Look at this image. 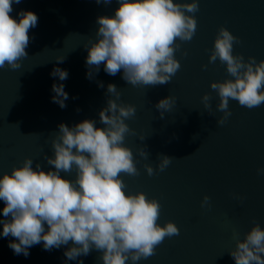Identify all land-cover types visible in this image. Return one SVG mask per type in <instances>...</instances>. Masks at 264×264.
<instances>
[{
  "label": "water",
  "instance_id": "1",
  "mask_svg": "<svg viewBox=\"0 0 264 264\" xmlns=\"http://www.w3.org/2000/svg\"><path fill=\"white\" fill-rule=\"evenodd\" d=\"M198 3L194 37L177 41L180 49L175 57L180 69L168 84L154 87H133L122 78V71L111 76L103 65L98 73L91 70L92 78L87 76L84 45L95 39L97 17L112 16L118 0L108 5L96 0H21L13 3L10 13L18 20L21 10H31L38 22L29 30L28 57L21 68L0 69V175L20 166L25 157L33 159V167L39 162L47 171L44 156L53 154L51 139L61 122L71 127L93 119L103 127L99 111L111 95L106 93L107 85L115 84L121 92L120 102L137 109L135 117L126 121L134 134H127L124 143L133 152L139 175L121 173L125 191H143L157 199L161 205L157 223L163 226L173 221L180 230L179 235L165 237L153 256L136 264H235L229 250L236 246L237 236L243 239L254 223L264 228V174L257 172L264 168V104L250 110L230 100L232 115L218 125L222 113L216 109L219 97L210 82L232 77L219 59L209 63L221 26L239 37L240 42L233 44L234 55L242 54L245 60L254 56L257 62L264 59V0ZM63 57V62L57 61ZM54 67L65 69L68 78L53 77ZM54 83H62L68 93L64 108L52 100ZM206 92L211 111L202 102ZM170 94L176 103L161 119L155 104ZM145 146L147 159L138 151ZM159 154L176 158L163 172L156 167ZM148 163L155 170L152 176L144 167ZM61 175L74 179L75 170ZM205 195L210 203L202 206ZM3 207L0 201V219ZM2 228L0 224V232ZM12 239L0 235V264H65L67 246L45 251L41 243L25 257L8 247ZM99 255L93 250L80 259L83 264H101ZM126 264H132L131 260Z\"/></svg>",
  "mask_w": 264,
  "mask_h": 264
},
{
  "label": "clouds",
  "instance_id": "2",
  "mask_svg": "<svg viewBox=\"0 0 264 264\" xmlns=\"http://www.w3.org/2000/svg\"><path fill=\"white\" fill-rule=\"evenodd\" d=\"M21 0H0V69L17 71L28 57L29 30L36 27L37 15L31 10H21L19 19L13 18V3ZM105 5L112 0H96ZM198 0H118L112 16H99L95 39H89L87 76L91 70L98 73L101 65L105 73L122 78L133 87L168 84L181 65L175 57L180 42L191 41L197 29L195 13ZM239 37L221 26L214 39L209 63L218 59L226 66L232 78L213 80L210 88L219 97L216 109L222 113L218 125H224L232 111L230 100L242 107L254 109L264 104V59L257 62L254 56L245 60L242 54H233V44ZM187 55V52L183 53ZM58 58V62H63ZM207 70V65H202ZM51 75L60 81L68 72L54 67ZM103 87L102 82H98ZM52 100L66 107L68 93L62 83L52 85ZM107 103L99 111L98 127L93 119H84L73 126L61 122L51 139L52 155H45L48 170L39 162L25 157L20 166L0 175V201H3V225L0 235L9 241L8 247L15 255L27 257L29 249L41 244L45 251L65 247V264L76 260L83 264V256L93 250L100 255L101 264H132L155 254L156 246L165 237L179 235L173 221L163 226L157 223L161 205L148 198L143 191L126 192L121 173L139 175L132 150L124 143L129 133L134 134L127 120L135 117L136 106L120 102L121 92L115 84L107 85ZM210 94L204 93L202 102L211 111ZM176 97L161 98L155 108L163 119L171 111ZM79 111V109H77ZM143 141L145 137L141 136ZM139 154L147 159L146 146ZM176 159L158 155L157 169L163 172ZM152 176V164L144 165ZM70 179L62 173H72ZM264 174V168L257 169ZM202 206L209 205L205 195ZM47 226V229L46 227ZM235 264H264V228L259 223L237 236L236 246L229 250Z\"/></svg>",
  "mask_w": 264,
  "mask_h": 264
}]
</instances>
